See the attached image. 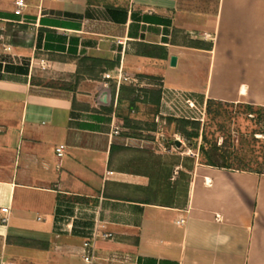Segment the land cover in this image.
<instances>
[{"label": "crops", "instance_id": "crops-1", "mask_svg": "<svg viewBox=\"0 0 264 264\" xmlns=\"http://www.w3.org/2000/svg\"><path fill=\"white\" fill-rule=\"evenodd\" d=\"M25 3L0 0V264H264V162L170 163L163 103L264 108V0Z\"/></svg>", "mask_w": 264, "mask_h": 264}, {"label": "rangeland", "instance_id": "rangeland-1", "mask_svg": "<svg viewBox=\"0 0 264 264\" xmlns=\"http://www.w3.org/2000/svg\"><path fill=\"white\" fill-rule=\"evenodd\" d=\"M201 124L202 127H205L211 140L217 141L218 145L223 144L226 140V146L236 151L237 157L232 161L234 167L258 170L263 166L264 117L259 118L256 114H250L243 104L223 102L216 105L215 112L210 115L206 105L205 120ZM164 139H168L166 142L173 151L170 163L181 160L182 157L192 159L199 153L198 149L189 147L190 143L194 144L195 141L191 142L177 133L174 126L168 125ZM175 140L182 141V147H177L174 143ZM198 143L200 144V141ZM161 175H166L165 170Z\"/></svg>", "mask_w": 264, "mask_h": 264}, {"label": "trees", "instance_id": "trees-1", "mask_svg": "<svg viewBox=\"0 0 264 264\" xmlns=\"http://www.w3.org/2000/svg\"><path fill=\"white\" fill-rule=\"evenodd\" d=\"M147 54H150V52H147ZM152 54V53H151ZM88 61H90V64H87ZM102 60L94 59V58H83L79 60V71H80V65H84L86 67H89V70L92 72V68H94L95 65L101 64ZM106 64H108V61H104ZM91 68V69H90ZM133 92L136 93V100L140 98V89L133 88ZM144 97L147 99L148 96L150 97V100L155 104L156 106H159L160 104V98H161V91L154 90L151 92H147L143 90ZM149 93V94H148ZM223 102L216 101L209 99L207 102V112L208 114H212L215 112L216 105H220ZM246 106V108L250 111V114H256L259 118H263L264 114V108L252 104H243ZM168 125L174 126L177 133H180L182 136L187 138L189 141H195L194 144L190 143L189 147L190 149H198L199 156H200V163L205 165H211L215 167L220 168H228V169H236V170H244V171H260L262 167L258 170L250 169V168H238L234 167L232 161L236 159L237 154L234 149H231L226 146V140L223 144L218 145L217 141H213L209 138L208 133L206 132L205 127H202L201 122L184 119V118H177V117H168L167 118ZM264 134V131L262 132ZM200 141V144L198 143ZM264 162V161H263ZM184 176H187L185 173H183Z\"/></svg>", "mask_w": 264, "mask_h": 264}, {"label": "built area", "instance_id": "built-area-1", "mask_svg": "<svg viewBox=\"0 0 264 264\" xmlns=\"http://www.w3.org/2000/svg\"><path fill=\"white\" fill-rule=\"evenodd\" d=\"M26 3L25 0H16V10L15 14L22 15V10L25 7ZM106 78H111L110 74L105 75ZM133 78L129 76H123L120 74L118 80L121 82L122 80L125 81H132ZM163 103L169 109V113L166 114L170 116H174L177 118H184L199 122H204L206 116V106L200 105L189 92L179 89H169L167 93L164 94ZM118 132V130H117ZM59 156L63 154V148L57 149ZM2 212L6 215L1 218V221L5 224L9 222V208L5 207L2 208ZM219 218V217H218ZM180 224H185L186 220L181 219L178 221ZM104 237H109L111 234H102ZM96 238V237H95ZM85 247L87 248L84 253V259L89 262L90 264L94 263L95 257V240L92 243H85ZM90 247V248H89Z\"/></svg>", "mask_w": 264, "mask_h": 264}, {"label": "water", "instance_id": "water-1", "mask_svg": "<svg viewBox=\"0 0 264 264\" xmlns=\"http://www.w3.org/2000/svg\"><path fill=\"white\" fill-rule=\"evenodd\" d=\"M176 64H177V57L172 56L171 57V65L176 66ZM174 142L178 147H182V145H183L182 141H180V140H175Z\"/></svg>", "mask_w": 264, "mask_h": 264}]
</instances>
